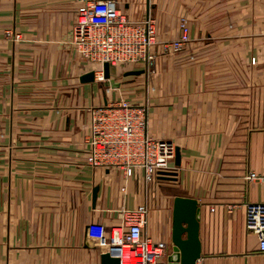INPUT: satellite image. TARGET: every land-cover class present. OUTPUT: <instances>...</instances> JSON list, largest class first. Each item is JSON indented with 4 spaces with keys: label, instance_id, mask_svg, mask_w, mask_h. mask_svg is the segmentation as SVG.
<instances>
[{
    "label": "crops",
    "instance_id": "crops-1",
    "mask_svg": "<svg viewBox=\"0 0 264 264\" xmlns=\"http://www.w3.org/2000/svg\"><path fill=\"white\" fill-rule=\"evenodd\" d=\"M115 1L156 35L149 69L118 88L80 82L98 66L69 43L76 0H0V264H101L98 236L140 205L142 234L171 250L175 196L198 202L196 264H264L243 207L264 201V183L244 179L264 170V0ZM180 19L190 40L166 52ZM126 99L147 107L150 136L179 148L175 180L87 165L89 109Z\"/></svg>",
    "mask_w": 264,
    "mask_h": 264
},
{
    "label": "built area",
    "instance_id": "built-area-1",
    "mask_svg": "<svg viewBox=\"0 0 264 264\" xmlns=\"http://www.w3.org/2000/svg\"><path fill=\"white\" fill-rule=\"evenodd\" d=\"M76 17L69 43L79 56L97 64L98 80H102V66L119 65L149 68L154 58L155 24L151 17L133 23L116 7L115 0H76ZM180 36L163 44L166 52L176 51L190 40L189 28L180 19ZM6 37L16 40L13 30ZM255 60L252 58L251 60ZM87 165L106 170L118 169L125 179H141L147 186L167 178L175 171V145L168 140L155 139L148 133L147 109L144 105L118 100L89 109L85 136ZM248 182L264 183V170H249L244 176ZM244 227L255 234L258 248L264 251V201L243 203ZM147 212L146 205L127 211L123 227H115L107 235L98 236V242L114 249L120 264H167L171 250L164 242H154L142 234Z\"/></svg>",
    "mask_w": 264,
    "mask_h": 264
},
{
    "label": "water",
    "instance_id": "water-1",
    "mask_svg": "<svg viewBox=\"0 0 264 264\" xmlns=\"http://www.w3.org/2000/svg\"><path fill=\"white\" fill-rule=\"evenodd\" d=\"M144 70H130L124 73L127 75H139ZM102 77L109 81L110 87L118 88L120 82L115 81L110 75V66L104 63L102 66ZM94 71H89L80 76V82L94 81ZM180 164V151L175 148L174 165ZM177 172L167 173L168 179H176ZM98 192V186L92 190V202H95ZM199 206L196 199L184 196H175L172 205V235H171V252L167 257V264H196L200 257V240H199ZM101 264H120L119 258L114 255V249L105 251L100 254Z\"/></svg>",
    "mask_w": 264,
    "mask_h": 264
},
{
    "label": "rangeland",
    "instance_id": "rangeland-1",
    "mask_svg": "<svg viewBox=\"0 0 264 264\" xmlns=\"http://www.w3.org/2000/svg\"><path fill=\"white\" fill-rule=\"evenodd\" d=\"M121 66H123V65L116 66L115 69H114V68H111V69H110V75H111V77L114 78L116 81H119V80H121V79H122V80H125L126 77H125V78H122V76H123V74H124L125 72H127V71L134 70V69H137V68L141 69V67H139V66L128 65L127 67H129V68H131V69H128V70L122 71L123 69H122ZM148 69H149V68H148ZM148 69H147V70H148ZM145 74H146V73H145ZM131 76H132L131 78H135V79H137L139 75H131ZM143 76H145V77H143ZM143 76H141V77L144 78L143 83H144V85H145V84H146V82H145V78H146L147 75H143ZM139 78H140V77H139ZM139 80H140V79H139ZM100 81L103 82L105 86L109 87V81H108V80H105V79L102 78V80H100ZM128 100H131V99H128ZM126 101H127V99H126ZM144 106H145V105H144ZM145 107H146V106H145ZM146 109H147V107H146Z\"/></svg>",
    "mask_w": 264,
    "mask_h": 264
}]
</instances>
